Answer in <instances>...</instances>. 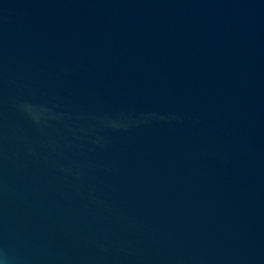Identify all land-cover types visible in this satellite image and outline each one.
Wrapping results in <instances>:
<instances>
[{
    "label": "water",
    "instance_id": "obj_1",
    "mask_svg": "<svg viewBox=\"0 0 264 264\" xmlns=\"http://www.w3.org/2000/svg\"><path fill=\"white\" fill-rule=\"evenodd\" d=\"M3 264H264V0H0Z\"/></svg>",
    "mask_w": 264,
    "mask_h": 264
},
{
    "label": "clouds",
    "instance_id": "obj_2",
    "mask_svg": "<svg viewBox=\"0 0 264 264\" xmlns=\"http://www.w3.org/2000/svg\"><path fill=\"white\" fill-rule=\"evenodd\" d=\"M0 264H3V261H0Z\"/></svg>",
    "mask_w": 264,
    "mask_h": 264
}]
</instances>
